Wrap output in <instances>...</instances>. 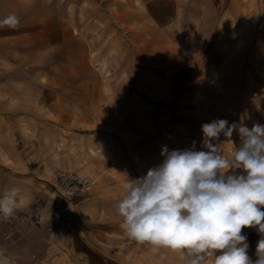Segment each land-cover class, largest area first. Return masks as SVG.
I'll use <instances>...</instances> for the list:
<instances>
[{"label":"crops","instance_id":"0c3cea01","mask_svg":"<svg viewBox=\"0 0 264 264\" xmlns=\"http://www.w3.org/2000/svg\"><path fill=\"white\" fill-rule=\"evenodd\" d=\"M99 1L108 11L104 19L79 8L93 4V0H54L53 4L52 0H0V20L9 15L19 18L15 29L0 26V194L13 187L20 189L14 218L0 222V260L7 264H34V260L39 264H186L184 252L130 240L122 227L116 204L126 191V181L139 178L125 153L136 151L134 157H139L142 150L133 149L123 136L125 130L130 133L133 128L121 131L113 122L120 116L100 115L96 110L98 98L110 96L105 76L118 67L107 64L106 48L101 47L110 31L96 32L93 22L99 26H107L106 21L119 23L127 46L133 45L129 49L135 55V68L145 67L150 73L154 86L151 97L191 96L197 91L185 86L188 79L180 75L183 71L177 68L175 56L158 59L155 52V56L149 55L157 46L147 45L143 31L140 34L136 28L142 19H149L139 6L166 2L174 11L193 1ZM129 9H133L131 17ZM152 14L173 22L157 29L165 37L181 35L186 26L179 21H197L185 13H174L171 18ZM129 19L136 23L135 28L128 29ZM215 22L213 29L200 34L205 33L202 38L206 39L215 33L216 45L211 50H216L218 58L233 53L241 37L248 38L250 53L264 54V15L220 14ZM202 41L208 50L209 40ZM226 46L227 51L223 49ZM216 69L223 75L216 78L215 97H248L244 87L249 88L250 76L242 82L235 75L233 62H220ZM257 70L260 76L256 77L264 84L261 67ZM143 80L142 71L137 85L138 81L145 84ZM33 82L39 93H33ZM50 86L61 88L63 93L43 95L41 88ZM233 118L251 128L254 123L264 124V111L254 115L244 112ZM218 143L227 156L233 144L238 147L241 141L234 131L231 141L222 137ZM198 150L207 149L201 145ZM58 169L91 175L98 183L92 194L100 191V196L69 206L70 200L62 197L51 181ZM37 197L40 202L35 205ZM242 234L247 236L248 254L255 260L261 235L256 228H244ZM212 260L208 257L203 264H212Z\"/></svg>","mask_w":264,"mask_h":264},{"label":"rangeland","instance_id":"374dc122","mask_svg":"<svg viewBox=\"0 0 264 264\" xmlns=\"http://www.w3.org/2000/svg\"><path fill=\"white\" fill-rule=\"evenodd\" d=\"M52 1L53 4L54 0ZM143 1L149 3L150 0ZM192 1L193 4H190V6H182L181 8L175 7L174 11L166 2H161V4L158 2L155 6L153 3H151L153 6H148L147 4L145 6H139L141 9L140 11L145 12L149 19H142L137 24L138 26L136 28L140 34H142L141 32L143 31V40L147 42V45L154 44L152 46H157L149 55L155 56L156 53L155 58L158 57V59L166 58L167 56H175L177 68L183 71L180 75L182 78L186 76L188 79L186 81L187 85L185 84V86L188 89H195L197 91V93H192L191 96L188 95V93H180L177 97H151L154 86L149 78L150 73L145 67H140L143 68L142 70H139V67L135 68V55L129 49V46L133 47V45L129 44V46H127L125 38L120 33L118 27L119 23H109L106 21L107 26L103 25V23H101L103 26H99V23L93 22L96 32L97 30L99 32L110 31L107 32L101 47L102 49L106 48V51L104 49L103 51L104 57L107 59V64L110 67L114 65L118 67L113 68L112 71H108L109 73L105 76L107 78V86L105 88L106 94L110 96L99 97V100L95 103L97 107L96 110L99 111L100 115L109 116L112 114L113 117L120 116L114 119L113 122L121 128V131L133 128L130 133L129 130H125L126 135L123 136H125L127 142L132 145L133 149L138 151L142 150L139 157H134L136 151L132 153L126 151L125 153L129 160L130 167H132V172H136L138 177L145 175L149 168L158 165L162 161L163 157L161 151L164 147H167L169 150H183L193 147V141H195V149L198 150L202 145V124L218 119H225L229 124L233 122L239 124V120L236 121V118H233L235 115H241V113L244 112H251L254 115L257 112L262 113V111H264V84H261L258 80L260 77H256L257 75L260 76V74H257L260 73L257 70L258 66L261 67V71L264 74V54L250 53L247 49L249 46L248 38L241 37L236 42L237 47L234 48V52H226L222 56V59H220L217 57L216 50H211L212 45H214L213 47L216 45L215 33L212 37L209 36L206 39L202 38V34L205 33L200 34L202 31L207 32L213 29L216 24L215 20L220 14H233L236 16L245 15L247 17L248 15H264V0ZM93 2V4L80 6L79 8L92 17L100 14V16H96L95 18L100 17L104 19V13H108L104 8V4L99 0H93ZM51 7L54 6L52 5ZM19 10L20 9H17V11ZM127 11L129 12V17H131L133 9ZM152 13H157L167 18L168 16L171 18V15L174 13L179 15L185 13L192 16V20L196 19L197 21L191 23L187 21H177L178 24L186 26V28L182 29L184 32L181 31L180 36L167 34L168 36L165 37L164 34H162L161 31H157V29L161 30L160 27L163 28V26L167 28L173 22L166 21L168 19L163 20L162 17L154 18ZM200 18H202V21L199 20ZM189 23L190 26H192L191 29L187 25ZM175 24L177 23L175 22ZM127 25L128 29H133L136 23H132L129 19ZM207 39L209 40L208 50L205 48L202 41ZM97 40H99V38ZM115 40L116 43H114ZM227 47L228 46L223 49L227 51ZM100 55L103 57V52H100ZM145 56H148V54ZM102 60L103 59H101V61ZM220 62L229 64L233 62L235 75L240 76L242 82L245 78L250 76L251 83L249 88L247 85L244 87V91L248 97H215V89L217 88L216 78L221 76H218V74L223 75V72L218 73L216 69L217 64ZM120 64L124 66L119 67ZM142 71L145 84L141 85L142 82L138 81L137 85V77L142 74ZM50 87L51 89L48 87L41 88L43 95L63 93L59 87ZM32 88L34 94L39 93L38 85L34 82ZM56 90H58V92ZM122 93L125 94L126 97H120ZM218 93L220 94L221 90L218 91ZM222 137L224 136L221 135L220 138ZM117 139L123 144L120 138L117 137ZM97 154L98 153H96V156ZM142 155H144V157H142ZM153 155L156 156L152 158ZM97 157H99L101 161L103 160L102 156L100 157L98 155ZM61 171L76 173L82 177L90 178L93 181L92 193L96 191L98 183L91 175L67 169H58L55 173ZM55 173H53V175ZM53 175L51 181L53 180ZM54 189L56 190V187ZM56 191L60 193L58 190ZM92 193L85 200L70 201L71 205L69 206L86 203L94 197H99L101 192L97 191L96 193L94 192V194ZM39 202L40 198H35V205ZM57 206L59 208L61 204ZM37 221H39V219ZM34 264H39V262L34 260Z\"/></svg>","mask_w":264,"mask_h":264},{"label":"clouds","instance_id":"9594fccd","mask_svg":"<svg viewBox=\"0 0 264 264\" xmlns=\"http://www.w3.org/2000/svg\"><path fill=\"white\" fill-rule=\"evenodd\" d=\"M0 26L15 29L19 18L9 15ZM201 131L207 150H196L195 141L183 150L164 147L158 165L126 181L116 204L122 227L130 240L184 252L186 264L208 257L212 264H264V124L218 119ZM234 131L241 143L226 156L218 142L221 135L231 141ZM19 193L13 187L0 194V219L14 217ZM244 228L261 235L255 260Z\"/></svg>","mask_w":264,"mask_h":264},{"label":"built area","instance_id":"2783aa9c","mask_svg":"<svg viewBox=\"0 0 264 264\" xmlns=\"http://www.w3.org/2000/svg\"><path fill=\"white\" fill-rule=\"evenodd\" d=\"M53 182L61 195L68 198L70 201L87 199L91 195L93 189V181L90 178L82 177L76 173L57 172L53 175ZM12 218L6 221L0 219V222H9Z\"/></svg>","mask_w":264,"mask_h":264}]
</instances>
